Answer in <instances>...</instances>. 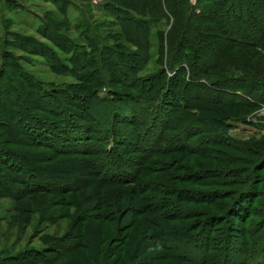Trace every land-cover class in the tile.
<instances>
[{"label": "rangeland", "instance_id": "obj_1", "mask_svg": "<svg viewBox=\"0 0 264 264\" xmlns=\"http://www.w3.org/2000/svg\"><path fill=\"white\" fill-rule=\"evenodd\" d=\"M15 1L20 5L11 13L0 7V33L4 27L15 37L7 46L0 44V63L14 57L45 86L71 82L54 73L44 57L33 54L27 41L31 37L47 42L33 30L39 20L27 8L41 17L54 7L42 0ZM70 1L90 5L86 14L93 26L104 23L99 6L102 0L96 4L91 0ZM127 1L143 6L156 0ZM189 1L193 5L192 21L188 22L186 37L192 40L193 60L197 59L200 67L195 70L193 65L191 71L196 74H188L187 86L180 83L176 95L198 98L183 97L185 109L165 117L162 127L160 117L141 115L137 123L129 125L117 122L116 114L115 129H109L106 124L110 120L105 123V119L103 127L93 130L96 124L91 117L105 114V105L91 98V117L86 118L85 125L74 118L79 125L64 126L58 115L40 113L50 122V132L46 129L41 135L35 129L27 141L15 133L0 135V147L6 148L0 150V254L35 248L41 251L39 256L51 255L53 238L64 236L78 244V237L69 236L84 234V247L57 245V250L70 246L74 251L48 258V264H264L258 263L264 259V152L258 160V154L245 144L264 139V91L257 93L259 88L254 85L246 89L242 79L253 75L264 79V0H257L252 9L239 7L238 0ZM156 2L172 6L169 0ZM220 21L228 25V32L221 29L227 35L218 31ZM68 33L77 37L75 30ZM204 64H208L207 74L200 73L199 78ZM232 75L238 78L230 81ZM205 78L215 81L210 83ZM203 87H207L204 92ZM238 88L241 94L232 91ZM104 92L101 89L98 96ZM173 101L176 104L177 100ZM2 106L7 107V102ZM198 106L226 113L233 121L226 138L193 123ZM186 120L188 132L182 129L187 128ZM104 128L109 130L104 133ZM149 129L152 132L147 137ZM131 135L134 137L128 141ZM138 136L142 141H136ZM152 146H158L156 152L143 158L142 153ZM92 160L99 165L97 177L90 171L93 168L85 167ZM74 167L76 175L78 169L87 170L81 180L87 181L86 185L79 187L82 182L72 180L75 175L69 174ZM167 191L171 197L162 201L166 206L158 204L163 206L159 212L152 198L161 199ZM234 205L246 207L235 213ZM173 226L186 227L192 237L186 243L168 238V228Z\"/></svg>", "mask_w": 264, "mask_h": 264}, {"label": "trees", "instance_id": "obj_2", "mask_svg": "<svg viewBox=\"0 0 264 264\" xmlns=\"http://www.w3.org/2000/svg\"><path fill=\"white\" fill-rule=\"evenodd\" d=\"M42 1L51 4L54 9L46 10L41 17H38L36 12L30 8H27V11L39 20L38 25L33 30L49 43H41L28 37L27 41L32 46L30 50H34L33 54L44 57L48 62L46 65L54 73L68 77L72 81L45 86L33 78L18 60H13L14 57H9L5 61L1 59L0 135L8 136L15 133L27 141V137H31L35 129H37L35 132H39L41 135L46 132V129L50 132L48 129L50 122H47L45 117H41L40 113L58 115L59 118H63L64 126L73 127L76 124L74 118L81 120V124L85 125L87 123L86 118L91 117V112L88 109V102L91 98L105 105V114L102 112L100 117L97 114H91L93 116L91 119L93 118L92 121L96 124L91 127L93 130H97L99 126L103 127L105 119V123L110 120L106 124L108 128L115 129V122L113 121H115L116 114L117 122L129 125L137 123V117L141 115L143 117L144 115L154 118L160 117L162 127L165 117L185 109L186 103L183 97L185 100L192 97L198 98L196 95L185 96L183 94V96H179L181 97L179 99L176 95L180 83H182L181 86L183 84L187 86L188 74L195 73V71H191L193 65H196L195 70L200 67L197 59L193 60L196 56L192 40L186 37L188 22H190L189 20L192 21L193 5L189 0H169L172 2V6L163 2L162 7L156 2L157 0L143 6L137 1L102 0L101 4L98 5L101 7V14L106 18L101 22L105 24H94V26L86 14L90 7L88 3L73 5L70 0ZM16 2L15 0H0V7L11 13L19 8L20 4ZM256 2L257 0H238L239 7L242 6L244 9L256 7ZM181 4L183 6L178 7ZM71 9L75 10V14L73 11L71 12ZM246 16L245 20L248 21L250 16L248 14ZM220 23L221 27L218 31L221 34H223L221 29L228 32V25L221 21ZM98 26L102 27L98 28ZM243 26H247V24L244 23ZM70 29L77 31L76 38L69 35ZM7 30L3 27L0 33L2 46H7V42H10L11 38H15L10 30ZM101 32L104 34L100 35ZM249 43L251 41H248ZM41 49L42 52H40ZM203 67L204 69L201 68L198 75L200 73L207 74L208 64H204ZM235 76L237 75H232L230 81L238 78ZM160 78L163 79L161 84L158 83ZM199 78H202V74L199 75ZM242 79L246 89L254 85L259 88L257 93H263L264 79L262 77L253 75V77L248 76ZM206 81L213 83L215 78H209ZM203 85L206 86L204 83ZM206 88L203 87L200 90L204 92ZM101 89L105 90L104 95L98 96ZM232 91H238V94L242 93L240 88ZM174 99L177 100L176 104H174ZM3 101L7 102V107L2 106ZM122 105L124 108H120ZM194 111L192 117L195 121L193 123L197 122L207 129L215 130L222 137H227L233 121L227 118L223 110L215 107L198 106ZM185 122L187 128L183 126L182 129L188 132L189 123L187 120ZM53 127H58V124L53 123ZM109 129L104 128V133L105 130ZM151 132L149 129L147 137ZM104 133L101 134L104 135ZM36 136L38 137V135ZM133 137L134 135H131L128 141ZM136 141H142V137L138 136ZM245 144L258 154V160L262 158L264 139ZM157 147H150L146 154L142 153V157L147 158L149 152H156L154 150ZM5 149L0 147L1 151H5ZM103 151L106 155L110 154L106 149ZM85 167L86 169L93 168L94 170L90 169V171L95 177L99 175V165L95 161H90ZM76 170L74 167L70 173L68 168L66 172L70 173L71 176L75 175V177H71L75 182H82L81 180L84 178L82 176L87 175V170L80 171L78 169L79 175H76ZM236 174H238L237 171ZM86 184L87 181L82 182L79 187ZM182 189L185 190V188ZM164 193L165 195L161 199L152 198L151 201L152 204L156 205L155 209L159 212L162 211L160 208L163 209V206L167 205L166 201L162 202L164 198L168 201L167 197H171L170 191ZM180 193L182 195V192ZM243 200H245L244 205H246L248 199ZM109 205L111 203L104 204L106 207ZM171 208L172 205L169 208L164 207V211L167 212ZM243 208H235V205L232 207L235 209V213ZM246 213L250 215L247 209ZM257 218L256 220H258ZM252 223L254 224L255 221ZM167 234L168 238L180 243H186L192 237L191 232L186 227H169ZM63 237L53 238V241H50L53 244L49 250L50 253H53L51 255L41 254L39 256L40 250L26 248L14 253H1L0 264H48L49 259L53 260L60 254L67 255L74 251V248L70 246L63 250H57V245L61 247L62 244H73L75 248L84 247V234L69 236L71 239L78 237V244L71 243L68 238L63 239ZM49 246L50 244H48ZM34 257L37 259L33 260ZM258 263H264V259L258 260Z\"/></svg>", "mask_w": 264, "mask_h": 264}, {"label": "built area", "instance_id": "obj_3", "mask_svg": "<svg viewBox=\"0 0 264 264\" xmlns=\"http://www.w3.org/2000/svg\"><path fill=\"white\" fill-rule=\"evenodd\" d=\"M93 3H98L100 0H91Z\"/></svg>", "mask_w": 264, "mask_h": 264}, {"label": "water", "instance_id": "obj_4", "mask_svg": "<svg viewBox=\"0 0 264 264\" xmlns=\"http://www.w3.org/2000/svg\"><path fill=\"white\" fill-rule=\"evenodd\" d=\"M5 1H11V0H5Z\"/></svg>", "mask_w": 264, "mask_h": 264}]
</instances>
